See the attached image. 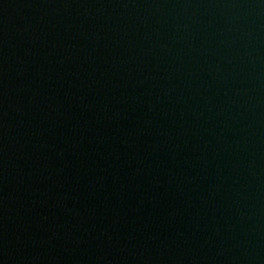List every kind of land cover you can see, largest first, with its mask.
<instances>
[{
    "label": "water",
    "instance_id": "water-1",
    "mask_svg": "<svg viewBox=\"0 0 264 264\" xmlns=\"http://www.w3.org/2000/svg\"><path fill=\"white\" fill-rule=\"evenodd\" d=\"M0 264H264V0H0Z\"/></svg>",
    "mask_w": 264,
    "mask_h": 264
}]
</instances>
